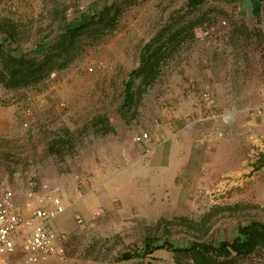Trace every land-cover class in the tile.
<instances>
[{
    "label": "rangeland",
    "instance_id": "rangeland-1",
    "mask_svg": "<svg viewBox=\"0 0 264 264\" xmlns=\"http://www.w3.org/2000/svg\"><path fill=\"white\" fill-rule=\"evenodd\" d=\"M9 55L30 83L0 84V129L34 139L0 182L18 203L29 173L59 188L66 260L48 264H189L138 255L264 223V0H0V72Z\"/></svg>",
    "mask_w": 264,
    "mask_h": 264
},
{
    "label": "built area",
    "instance_id": "built-area-1",
    "mask_svg": "<svg viewBox=\"0 0 264 264\" xmlns=\"http://www.w3.org/2000/svg\"><path fill=\"white\" fill-rule=\"evenodd\" d=\"M260 92H264V84ZM32 100L28 97L23 109L24 126L33 112ZM146 138L147 134L143 133L135 136L134 141L139 143ZM65 210L59 188L38 182L32 173L26 175L21 203L14 190L0 182V264H10L9 256L16 248L23 253V264L65 263L64 247L50 227Z\"/></svg>",
    "mask_w": 264,
    "mask_h": 264
},
{
    "label": "trees",
    "instance_id": "trees-1",
    "mask_svg": "<svg viewBox=\"0 0 264 264\" xmlns=\"http://www.w3.org/2000/svg\"><path fill=\"white\" fill-rule=\"evenodd\" d=\"M254 11L258 12V3L252 2ZM80 19L78 24H82ZM70 32V31H68ZM66 34V33H65ZM4 70L0 72V84L6 89H15L30 83L26 78L28 73L26 65L29 62L24 55L15 57L7 56L4 61ZM129 84L126 83L125 94H128ZM153 243L145 241L140 255H149L155 250L165 249L175 254L184 252L188 255L189 264H236L235 257L250 254L256 249L264 251V223L252 221L238 226L236 235L230 241H220L216 244L198 243L191 241L184 247H176L171 244L151 246ZM135 256L124 252L123 259H132Z\"/></svg>",
    "mask_w": 264,
    "mask_h": 264
},
{
    "label": "crops",
    "instance_id": "crops-1",
    "mask_svg": "<svg viewBox=\"0 0 264 264\" xmlns=\"http://www.w3.org/2000/svg\"><path fill=\"white\" fill-rule=\"evenodd\" d=\"M33 139L34 137L29 135L18 136L10 130L0 129V161H6V159L11 158L8 156L10 153L16 157L29 156L30 150L27 149L29 147V142H32ZM19 161L22 162L23 160L20 159ZM11 179L10 184L13 186L15 183V177H12Z\"/></svg>",
    "mask_w": 264,
    "mask_h": 264
}]
</instances>
